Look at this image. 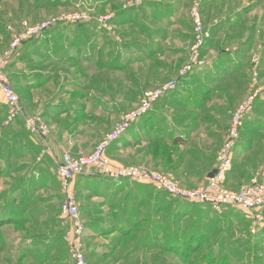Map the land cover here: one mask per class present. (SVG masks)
<instances>
[{"label": "rangeland", "instance_id": "rangeland-1", "mask_svg": "<svg viewBox=\"0 0 264 264\" xmlns=\"http://www.w3.org/2000/svg\"><path fill=\"white\" fill-rule=\"evenodd\" d=\"M196 3L200 4L201 18L210 38L201 50L205 64L191 74L208 75L210 79L205 78L202 83L204 86L207 83L210 90L205 91L199 85L190 89L192 99L203 94L200 102L205 107L195 111L199 100L184 104L189 100L184 94L181 103L158 101V105L171 107L167 116L172 115L173 122L183 128L185 144L166 142L147 146L144 149L147 155L140 158L160 159L162 167L141 160L121 166L146 167L174 177L188 189L204 188L209 179L201 185L188 186L185 183H197L189 182L183 172L174 171L173 165L184 162L188 171L196 162L190 154L201 149L210 156L207 168L210 162L217 166L218 153L241 110L240 138L234 150L237 166L233 160V176L223 186L240 192L254 179L264 184V0H0V58L11 49L15 37L24 32L25 25L54 24L69 13L82 15L79 19L59 21L63 24L56 28L57 35H51L52 43L47 47L57 48V57L50 58L53 61L44 57L43 51L32 55L28 44L17 47L21 46L26 60L21 58L24 63L16 65L12 72L30 74L36 77L35 81L51 78L30 89L14 83L23 113L7 128L0 119V264H73L64 239L72 221L60 209L65 195L62 187H57L61 185L59 180L53 175L48 178L49 189L54 192L59 189L61 193L55 214L48 213L40 204L45 203L43 197L50 193L48 187L30 189V171L36 158H46L51 167L48 171L53 174L64 153L75 156L91 153L123 116L139 105L145 92L179 79L196 41L192 14ZM77 45L81 48L77 56L80 60L76 58ZM215 77L219 80L212 81ZM52 105L55 109L50 113L46 109L52 110ZM3 108L6 109L1 105ZM28 116L48 124L51 131L48 141L26 127ZM142 144L131 147L126 158L139 156ZM19 146L25 147L21 157H17L15 150ZM29 146L38 149L30 150ZM19 183L24 189H16ZM36 190L39 193L33 196ZM18 192L21 200L16 196ZM77 197L79 200L80 194ZM165 198V203L173 201L170 196ZM24 199L27 200L22 203ZM192 209L180 212L182 216L177 213L180 215L177 226L173 211H165L163 218L169 221L163 224V245L149 242L148 246L141 243L140 247L131 237L116 238L120 247L113 262L132 249L129 257L119 264H197V261L202 264L193 252L189 258L184 256L186 252L175 250L173 233L180 229L178 235L182 234L183 239L193 231L205 230L203 233L213 237L200 245L201 253L215 249L214 256L221 255L218 252L222 250L229 257L218 262L210 255L203 264H264V222L257 227L253 224L256 212L264 216L262 209L249 211L228 206L227 214L236 211L238 214L211 226L208 221L214 213L202 206L195 208L199 210ZM50 217H60L61 225L53 226ZM196 223H201L203 229ZM153 230L138 227L133 234ZM152 244L158 245V249ZM169 246L175 248L169 250ZM87 260L91 264L88 257Z\"/></svg>", "mask_w": 264, "mask_h": 264}, {"label": "crops", "instance_id": "crops-1", "mask_svg": "<svg viewBox=\"0 0 264 264\" xmlns=\"http://www.w3.org/2000/svg\"><path fill=\"white\" fill-rule=\"evenodd\" d=\"M207 76L208 75L204 73H196L193 75L191 73L188 74L185 78L180 80L178 87L174 91L170 92V96L168 95L166 98L163 97L164 99H161L163 104H168L171 100L181 103V95L184 94L186 99H189L188 101H184V104L187 102L188 104L193 103L195 99H198L199 101L197 102V106L194 107L196 108L195 111L202 110L205 107V105H202V102H200V99H203V94H198L194 97V99H192V91L190 88L192 87L194 89L199 85L204 87L205 91L210 90L207 83L205 86L202 83L205 81V78H209V76ZM218 78L219 77H215L211 80L218 81ZM28 80L27 84L31 85L34 83L33 79ZM161 100H159V102ZM93 108L94 110H97L95 107ZM51 109L52 110H46L53 113L52 111L55 109V105H52ZM170 109L171 107H164V105L155 104L147 115L141 117L133 123L131 127L111 145L107 151V155H109L116 166L141 160L142 162H146L150 165L162 167L163 164L160 163V159L155 160L146 156V161H144V159L140 157L147 155V152H145L144 149L152 144L168 142L172 145L176 139H182V137H184L185 141L186 137L183 135L184 133L181 132L183 128L178 123L176 124L173 122V116L170 115ZM168 112L170 113V117L167 116ZM139 143H143L141 152L139 151L140 153H137L139 156L135 157V155H133L130 158H126V154L131 147ZM29 147L30 150L38 149L37 147ZM190 155L195 157L194 160L196 161L195 165L193 164L189 167L191 170L188 169V171H185L186 163L184 162L175 163L173 165V170L183 172L189 182L192 181L197 183V185L188 182L185 183L188 186H198L210 178L209 174L215 169L216 164L210 162L209 167L207 168L206 160L209 159L210 156L206 155V153H202L201 149H196L195 153H191ZM46 160V158L43 159L38 156L36 158L34 168L36 169L38 177L42 178L43 187L51 185L49 183H44V180L46 181L48 176L53 175L54 178L57 177L55 171L53 174H50L48 171L51 167H48L49 162ZM236 160L234 159L235 164ZM235 164L234 166H237V164ZM232 176L233 170L228 173L227 181H229ZM72 183L78 195L80 194L78 202L80 204L81 216L83 222L87 226L84 243L87 250V257L91 264H114L115 262H113V259L117 258L118 249L120 247V245H118L119 242L116 239L118 237L123 239L131 237L132 240L134 239L136 242H156L161 243L162 245L165 242V229L163 228V224H165V221L169 220H166L163 216L168 208L173 209V206L176 205L175 203L173 205L170 203L166 205L164 201L165 196L163 193L157 191L152 184L134 182L128 179L115 180L107 178L96 174L94 169H90L89 172L77 176L76 181ZM49 187V195L43 197L46 199L45 203L41 202L40 204H42L44 209L48 210V213L55 214V210L59 208L58 205L61 202L58 199L61 193L58 192L59 189L54 192V190L52 191ZM57 187L61 188L59 187V184ZM38 193L39 192L36 190L32 195L37 196ZM16 196H18V199L21 200V193H17ZM29 201L31 202V199ZM182 207L184 209H190L192 207L194 208L192 210H199L195 209L199 206H194L193 204H189L188 207ZM173 220L175 223V219ZM49 221H51L53 226H57L58 223L61 225L60 217L58 219L50 217ZM175 225L177 226V224ZM197 225L203 229V225ZM134 226L145 227L148 228V230L152 228L155 229V231L153 230L152 233H141L140 235L135 236L131 232V229ZM179 230L180 229L173 233L174 236H176L174 237L175 239L172 240L173 245H183L188 241H196L198 235L204 234L203 232L205 231L202 230V233H196V231H193L196 234L191 233L183 239L181 236L182 234L178 235L180 233ZM156 248L158 249V245H156ZM132 251L133 250L130 249L127 253L125 252L120 254V258L118 259L119 261L115 264H119V262L121 263L122 260L129 257Z\"/></svg>", "mask_w": 264, "mask_h": 264}, {"label": "built area", "instance_id": "built-area-1", "mask_svg": "<svg viewBox=\"0 0 264 264\" xmlns=\"http://www.w3.org/2000/svg\"><path fill=\"white\" fill-rule=\"evenodd\" d=\"M192 14L195 20L197 36L195 44L192 47L190 60L180 71L179 79H172L157 89L145 92L140 99L139 105L133 111L123 116L122 121L112 131L105 135L101 142L95 147L94 151L87 155L79 156L66 152L56 165V172L65 195L61 209L72 221V226L67 229L64 239L68 247L70 260L73 264H90L86 257L84 243L87 227L82 220L80 204L72 185L73 180L78 175L87 173L90 169H94L96 174L115 180L128 179L139 183H150L159 192L167 193L174 198L185 200L191 204H209L218 212H221L228 206H239L249 211H259L264 208V184H260L257 179L252 180L249 185L244 186L240 192L229 190L223 186L228 173L232 170L234 150L240 138L238 118L242 113L241 110L235 119L224 146L218 153V164L215 168L216 172L213 177L209 178V183L204 188L188 189L181 186L180 182L174 177L146 167L132 165L115 166L107 156V151L111 145L120 138L133 123L147 115L160 99L174 91L182 78H185L196 68H200L205 64V61L201 58V50L210 38V33L204 27L199 3L194 5ZM81 17L82 15L77 12L69 13L60 17L57 22L61 20H75ZM51 25V22L35 26L25 25L24 32L15 37L11 49L0 58V108L1 105L6 107L4 125L10 124V122L21 115L24 110L20 97L14 90L12 82L7 74L10 57L21 42L39 36ZM25 125L32 132L37 133L44 141L50 136L51 131L48 124L38 117L28 116ZM263 222L264 216H262V213L256 212V214H254V226L257 227V225Z\"/></svg>", "mask_w": 264, "mask_h": 264}, {"label": "trees", "instance_id": "trees-1", "mask_svg": "<svg viewBox=\"0 0 264 264\" xmlns=\"http://www.w3.org/2000/svg\"><path fill=\"white\" fill-rule=\"evenodd\" d=\"M61 24H63L62 22H56V23H54V24H52L48 29H46L45 31H43L42 32V34H40L39 36H37V37H33V38H30V39H28V40H24L21 44L23 45V44H28L29 45V51L30 50H32V55H35V54H38L37 52H40V51H43L44 53H43V55H44V57H47V58H52V56H55V57H57V55L55 54V52H56V47H55V45L53 46V49L52 50H48V46H49V43L51 42L52 43V39H51V35H57L55 32V30H56V28L59 26V25H61ZM53 38V37H52ZM20 44V45H21ZM60 45L61 46H63V47H65L66 45L65 44H63V43H60ZM27 49V48H26ZM66 49V48H65ZM80 46L79 45H77V47L75 48V53H76V58L77 59H79L78 57H79V51H80ZM23 49H21V46L18 48V49H16L15 51H13V53H12V55H11V57H10V62H9V65H8V67H7V74H8V76H9V78H10V80H11V82H12V85H13V88H14V90L16 91V89H15V87H14V83H16L17 84V82H18V86H20V87H25V88H28V89H30V88H35V87H37V86H39V85H43V84H45L46 82H47V80H48V78L50 79L51 77H45V79H42L41 81H35L36 80V77L35 76H32V75H30V74H20V73H15V72H17V71H14V72H12L11 71V69H14V68H16V65H19V64H22V63H24L23 61L24 60H26L25 59V57H23L22 55H25L23 52H21ZM29 54V53H28ZM78 56V57H77ZM21 58H23L22 60H21ZM82 59V58H81ZM50 60H52V59H50ZM54 60V59H53ZM52 60V61H53ZM80 60V59H79ZM19 67V66H18ZM10 70V71H9ZM28 79H33V81H34V83H32L31 85H29V84H27L28 83ZM17 92V91H16ZM18 94V93H17ZM165 97V96H164ZM20 100H21V97H20ZM161 100V99H160ZM2 113H4V115L2 114ZM0 119H3V124H4V121H5V119H6V109L5 108H3V110L0 108ZM11 125V124H10ZM10 125H4V127L5 128H7V127H9ZM252 130V129H251ZM252 132V131H251ZM47 141H48V139H46ZM44 141V140H43ZM35 144V143H34ZM180 144H185V141H184V139H176L175 140V142H174V145H180ZM39 145V143H37L36 144V146H38ZM242 147H243V145H241ZM24 148L25 147H22V146H19V147H15V150L17 151V157H21L20 155H23L24 154ZM23 150V151H22ZM61 159V158H60ZM60 159L57 161V163L60 161ZM57 163H56V165H57ZM35 168V166L34 167H32V169H31V173H30V180H29V183H30V185H31V188L30 189H37V188H40V187H42V185H43V183H42V178H39L38 177V175H37V172H36V169H34ZM216 168V167H215ZM215 170V169H214ZM232 170H233V167H232ZM55 172H56V168H55ZM56 175H57V172H56ZM82 175V174H81ZM79 176V175H78ZM49 176L47 177V179H46V181L44 180V183L45 184H50V181H48L49 179ZM55 179V178H54ZM57 179L59 180V178H58V175H57ZM226 180H227V178H226ZM41 181V182H40ZM60 182V181H59ZM58 183V182H57ZM42 184V185H41ZM50 186V185H49ZM59 187H61V185H59ZM16 189H24V187L23 186H21V184L19 183V185H17V187H16ZM19 193V192H18ZM34 193V192H33ZM161 193H163V195L166 197V196H170V195H168L167 193H164V192H161ZM77 195V194H76ZM170 197H172V196H170ZM26 200L27 199H24V200H22V203L23 202H26ZM30 200V199H29ZM29 200H28V202H29ZM171 200H173V201H176V202H173V201H171L170 202V204H174L175 203V205L176 206H173L174 208L172 209V208H168V206H167V210H172L173 211V214L175 215V224H177L178 225V217H180V215L179 214H181L180 212H183V210H185L182 206H186V207H188L189 206V204H191V203H189V202H187V201H185V200H181V199H178V198H174V197H172L171 198ZM164 201H166V198H164ZM62 203L63 202H61V205H62ZM168 203L169 202H166V205H168ZM189 203V204H188ZM184 204H187V205H184ZM61 205H60V209H61ZM194 206H202V207H206L208 210H209V212L211 213V214H213L214 216H213V218H212V220L210 219V221H208L209 222V226H211V225H213L214 223L216 224V223H223V222H225V219L227 218V220L231 217V216H233V215H237L238 213H237V211L235 212V213H233V212H229L228 214H227V210H226V208H228V207H226V208H224L221 212H218L217 210H215L211 205H209V204H206V203H200V204H193ZM172 207V206H171ZM177 207V208H176ZM185 207V208H186ZM183 208V209H182ZM25 209H27V207H25ZM226 210V211H225ZM235 211V210H234ZM262 211L264 212V208L262 209ZM179 212V214H177ZM185 213V212H184ZM202 215H203V213H201ZM222 215H224V216H222ZM181 216H182V214H181ZM243 217V216H242ZM244 218V217H243ZM198 219H201V216H199V218ZM245 219V218H244ZM246 220V219H245ZM199 224H201V223H199ZM86 225V224H85ZM258 226H261V225H258ZM87 227V226H86ZM139 226H134V227H132V229H131V232H132V234H133V232L138 228ZM258 228H260V227H258ZM213 230V229H212ZM152 232V231H151ZM202 233V232H201ZM211 237H213L211 234H209V233H204V234H200V235H198V237H197V239H196V241H188V242H185V244H183V245H181V244H178V245H176V248L173 246V247H167L169 250H171V249H174L175 248V250L177 249V251H179L180 252V250L182 251V252H186L185 254L186 255H184L185 257H189L190 255H191V253L193 252L194 253V256L196 255V256H198L199 257V259H201L200 260V262H202V264H203V262L204 261H206L207 260V258L210 256V255H213L214 256V254H213V252H214V250L215 249H211L210 250V252L207 254V253H204V252H202L201 253V251L198 249L199 247H200V245L203 243V242H207V241H209V239L208 238H211ZM187 239V238H186ZM139 242V246L141 247V243H146L145 245H144V247H146V246H148L150 243L149 242H141V241H138ZM152 245H155V244H152ZM182 247H181V246ZM154 247H156V245L154 246ZM223 249V248H222ZM85 250H86V247H85ZM187 250H190L191 252H189V251H187ZM189 252V253H188ZM218 253H221V255H215L214 257L212 256V258L211 259H218L217 261L219 262V261H221V259L223 260V259H228L229 257H227V255H224V254H222V250H220ZM86 254H87V252H86ZM224 255V256H223ZM128 258V257H127ZM126 258V259H127ZM190 258V257H189ZM197 264H198V261H197Z\"/></svg>", "mask_w": 264, "mask_h": 264}, {"label": "water", "instance_id": "water-1", "mask_svg": "<svg viewBox=\"0 0 264 264\" xmlns=\"http://www.w3.org/2000/svg\"><path fill=\"white\" fill-rule=\"evenodd\" d=\"M216 170H213L210 174H209V177H213L214 174H215Z\"/></svg>", "mask_w": 264, "mask_h": 264}]
</instances>
